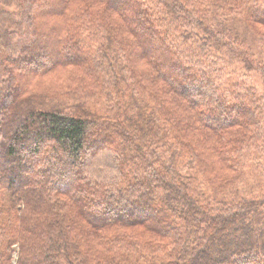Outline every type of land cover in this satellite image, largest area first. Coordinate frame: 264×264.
Instances as JSON below:
<instances>
[{"label": "trees", "instance_id": "16d2710c", "mask_svg": "<svg viewBox=\"0 0 264 264\" xmlns=\"http://www.w3.org/2000/svg\"><path fill=\"white\" fill-rule=\"evenodd\" d=\"M264 0H0V264H264Z\"/></svg>", "mask_w": 264, "mask_h": 264}, {"label": "rangeland", "instance_id": "374dc122", "mask_svg": "<svg viewBox=\"0 0 264 264\" xmlns=\"http://www.w3.org/2000/svg\"><path fill=\"white\" fill-rule=\"evenodd\" d=\"M234 21L236 27L250 40L255 54L264 58V39L259 34H252L250 27L244 22H241L239 18H236ZM247 74L251 83L264 93V81L261 75L256 71L247 72ZM244 173L241 181L236 186L239 188L241 195L264 198V160L249 170L244 171Z\"/></svg>", "mask_w": 264, "mask_h": 264}]
</instances>
